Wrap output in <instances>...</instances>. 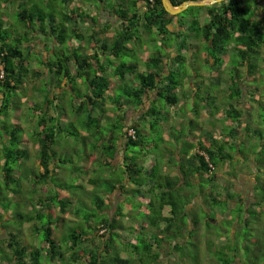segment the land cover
I'll return each instance as SVG.
<instances>
[{
    "label": "trees",
    "instance_id": "obj_1",
    "mask_svg": "<svg viewBox=\"0 0 264 264\" xmlns=\"http://www.w3.org/2000/svg\"><path fill=\"white\" fill-rule=\"evenodd\" d=\"M6 1H1L4 8ZM69 1L18 0L16 15L20 24L27 29L24 34L32 35L27 37L23 34L26 47L37 43L38 36H33L37 32L52 35L58 45L57 49L52 47V51H47L42 57L34 55L38 62L37 69L26 67L30 59L21 50L18 38L16 42L8 44L7 37L0 34V63L3 71L0 78V109L10 103L6 99L5 92L14 90L19 83L22 85L21 74H25L29 69L36 79L45 78L50 89V93H47L41 102H29L33 111V117L29 116V118L36 123V128L33 130L35 137H23L19 133L20 125L8 126L5 119L0 120V200L3 197L6 201L7 199L10 201L8 197L10 196L11 198L20 197L23 202L20 208L17 202L13 204L14 207H9L6 203L2 205L6 215L3 220L0 217V225L4 226H0V232H2L0 264H41V258L46 261L45 264H183L182 259L185 255L191 258L192 263L197 264L198 251L186 252L184 239L192 241L190 237L195 238L202 233L208 234V224H202L194 216L192 218L188 216L186 219L187 211H184V208L180 209V205L188 207L191 201L183 198L185 201L182 202L181 194L175 197L171 195L174 191L180 192L186 183L190 188L192 185L200 186L205 181L206 184L210 183L206 194L214 203L219 204L222 200L226 201L228 197L232 198L234 193L231 187L234 186L235 181H238L240 173L235 171V166H229V162L232 158L237 159L238 154H241L238 151V144L245 143L246 136L248 138L251 135L259 136L260 140L264 138V128L260 129L258 125L261 122V114L255 107L256 111L251 114L253 104L250 103L251 99L254 105L264 103V95L258 96L257 99L251 97V91H249L250 94L248 93L251 85L242 87L237 73L239 67L244 65L245 79L250 77L257 79L260 76L264 81V77L258 73L260 66L252 62V56L257 55L260 49L264 53V0H220L212 4L189 5L184 8L185 10L195 8L196 11L202 8L207 15L202 23L193 13L190 16L187 15L186 19L179 12L169 15L161 6L160 0H91L93 2L85 0L96 10L94 15H89L93 24L97 21L100 8L110 10L117 23L114 28V37L109 42L100 38L99 29L91 24L85 36L87 45L84 48L80 45L74 46L67 40L68 35L71 34L79 38L82 36L78 31L76 20L72 17L73 14L79 16L87 14L80 5L67 8L66 11L60 10L61 7L67 6ZM102 1L105 3L101 5ZM181 1L183 0H170L172 5H177ZM72 20L75 22L72 23ZM105 26H107L106 23L100 29H104ZM153 33L156 36L152 37ZM142 34H146L148 40L156 39L157 43L153 45L162 46L164 52H159L155 46L151 48L150 53L142 60L143 69L136 68L137 61L133 59L118 60L115 64L107 59L106 64L109 66L112 64L113 67L109 72L105 71V64L97 58L99 52H108L115 57L121 54L127 56L131 48L125 43H140ZM187 38L195 40L194 44L197 47L201 46L199 66L209 63L217 68L228 59L230 53L239 55L235 66L227 65L236 70V73L231 72L225 77L218 73L213 78L211 75L213 80L210 82L211 86L219 84L218 82L223 79L230 83L229 95L228 100L223 102L224 97L217 96L218 93L211 94L213 98H219L221 103V123L220 125L215 123L213 131L206 129L203 134L196 130L198 127L191 118L188 119L187 132H184L183 127L180 126L183 117L177 115L176 110L174 115L177 119L175 118L176 121H174L168 112L162 115L160 109L162 106L160 103L168 107H175L180 103L179 106L185 112L191 110L198 115L200 114L199 107L196 105L198 101L204 105L203 115L218 117L216 114L218 105L214 102L210 105L212 98L208 101L209 94L206 89L211 86L202 84L200 75L196 72L197 66H190V70L195 72L188 74L184 68L188 65L184 61V56L177 51L174 55L168 53L167 46L171 39L175 40L174 46L180 49L182 45L188 48L190 43L185 44ZM46 46L45 49L48 50L50 47ZM168 59L170 63L165 62L164 67L163 61ZM175 72L177 74H174ZM112 75H115L117 80H113ZM186 76H193L195 80L187 90H184L182 85ZM77 79L83 87L76 85ZM132 80L136 83H130ZM54 88H60L58 95L53 93ZM201 88L204 90L200 94ZM259 88L264 89V85H259L257 90ZM73 91L74 97L67 95ZM241 98L246 99L248 104L245 114L249 117L244 122L242 121L244 110L238 105ZM230 101H233L235 107ZM104 102L109 103L108 107L103 106ZM64 107L69 108L74 117L80 118V124L85 129L84 133H80L73 126L71 131H68L67 126L74 121L73 119L66 122L60 121L59 117L65 113ZM127 107H132L136 111L135 115L130 114L128 122L125 121ZM93 109H99L101 112L94 114L90 112ZM107 109L113 112L118 111L116 113L118 119L112 121L110 118L115 115L107 114ZM83 111L87 112L82 117L80 113ZM254 116L258 117V121L255 122L257 127L249 126V118ZM216 117L214 119H220V116L219 119ZM101 119L105 120L102 128H105V125L109 128L106 135L100 131L99 120ZM115 121L121 123L118 134L114 132ZM212 121L216 122V120ZM164 123H167V129H164ZM176 123L180 127H176ZM261 123L264 124V122ZM157 125L163 128L161 133H154ZM171 128L176 130L174 133L178 136L169 141L165 135ZM128 129L132 130V135L128 134ZM60 133L71 134L75 140H81L83 144L81 152L78 151L80 157L74 166H68L72 155H67V151L61 152V148L57 150L52 147ZM154 134H157L156 139ZM30 141L35 142L37 148L35 152L37 166L33 163L35 169L26 163L31 155L26 148ZM233 142L237 145L234 155L229 148ZM88 143L92 149H95L93 152L86 151L85 147ZM118 145H120L119 148ZM130 146H136L133 152L140 154L138 161L127 151ZM257 150L259 151V148ZM115 152H118L120 160L113 165L111 160ZM167 153L168 156H166ZM147 154H150L148 156L150 163L145 162ZM242 158L246 159V155ZM86 160L87 163L84 164ZM261 160H264V157ZM159 161H172L170 167L173 172L170 171L168 174L157 171ZM223 164L226 170L222 173H228L229 180L226 182L218 179L219 173L212 171L214 167L221 168ZM104 166H109L110 169L121 168L122 178L119 182L115 179L105 185L104 191L109 192L106 203L98 195L89 199L90 203L93 201L96 207L92 211L82 212V204L73 206L76 202L74 204H72L73 201L69 202V197L63 196L64 191L60 188L61 186H53L50 180V177L58 173L61 168L71 167L74 171V167L80 169L77 173L79 176L87 174V170L91 171L92 175L86 179L95 184L99 181L96 178L102 180L101 172L98 171L100 172L98 173L97 170ZM94 173H97L96 177H93ZM247 176L246 179L249 180L247 187L251 193V199L245 205L240 197L241 194L237 196L245 212L255 203L256 197L253 191L258 190L257 186L253 188L250 186L252 182H255L253 176L251 174ZM61 181L63 179L59 178L58 182L61 183ZM127 181L135 184L136 187L125 189L124 184ZM70 184L74 183H67V186L70 187ZM47 185L52 187L50 191L54 194L45 191ZM142 185L146 187H142L140 192L141 189L138 186ZM116 192L119 195L124 192L126 196L132 193L133 197L136 195L135 199L139 203L138 194L140 193L139 196L144 198L142 201L143 207H146L144 209H141V204L132 203L141 214L127 216V220L134 221V225L126 226L125 230L121 223L123 216L121 206L115 202L112 212L107 211L110 204L114 202ZM124 198L128 199V197ZM25 205L26 208H24ZM128 205L131 204L127 203ZM164 205L167 206L168 215L161 213ZM207 207L208 205L203 206L206 222L210 220L207 216ZM3 212H0V216ZM139 217L140 222L137 219ZM10 218L20 220V225L16 228L10 224L7 226L5 222L7 223ZM225 220L230 221V218ZM231 221H233V232L234 228L240 226L238 216L234 214ZM200 223L204 228L201 234L197 231V224ZM243 224L247 225L246 216ZM60 229L63 233H60ZM183 229L184 235H182ZM134 231L136 234L133 236ZM24 232L31 236L33 234L34 237L41 232L42 238L39 240L41 244L35 240L22 242L20 237ZM170 239L172 243L169 242ZM237 239L236 236L235 244L243 245L242 242L239 244ZM252 239L251 242L248 239L249 248L246 241L244 243L246 252L249 249L255 251L248 263L259 264L260 260H256V255L257 251L264 249V227H260L256 237ZM165 247L166 252H159V248ZM120 251H125L126 255L121 256ZM232 253L231 259L225 258L221 264H248L245 261L241 262V258L236 255V250L233 249ZM163 255L165 258L162 263L159 257ZM251 255L252 252L249 251L248 256Z\"/></svg>",
    "mask_w": 264,
    "mask_h": 264
},
{
    "label": "rangeland",
    "instance_id": "obj_2",
    "mask_svg": "<svg viewBox=\"0 0 264 264\" xmlns=\"http://www.w3.org/2000/svg\"><path fill=\"white\" fill-rule=\"evenodd\" d=\"M2 0H0V34L2 36H6L7 37V41L8 44H12L14 42H16V38H18V44L21 47V50L24 51V55L26 54V57L28 59H35L34 58V54H37V50L33 49L32 46L29 44L26 47V40L24 39V32L27 31L26 27H24L23 25L20 24V20L18 19L16 13H17V8L16 5L19 3L18 0H7L6 1V7L4 8V4L1 3ZM17 1V2H16ZM91 1V0H90ZM93 2V1H91ZM59 7V6H58ZM66 7H61L60 10L62 11H66ZM195 14L197 15V17L199 18V22L203 21L206 17H205V11L201 8L200 10L196 11L195 8H191V9H184L181 10L179 12V14L183 15V17L186 19L188 17H186L187 15L190 16L191 14ZM107 28L105 29L106 31L104 32L106 35V37H110L111 35L109 34V32L113 31V27L114 24L108 25L106 26ZM45 28H46V24H45ZM81 32L83 33L82 35L85 37L88 34V31L86 29L81 30ZM25 36L29 37L32 35L24 34ZM33 36H38L41 38V41L45 42L47 41L49 43V45L54 46V49L58 47V45H55V43L50 39L52 37V35L50 34H44L42 32H37L36 35ZM156 36L154 33L152 34V37ZM108 40V39H107ZM85 42V39H84ZM155 42L157 43V40L155 39V41H153V39L150 40L149 42V47L153 48L155 45ZM185 44H186V40H185ZM159 52H164L163 47L156 45L155 46ZM180 49H186V46L182 45L180 47ZM35 50V51H34ZM133 53L137 54V52L135 51H131L129 55H124L121 54L119 57H115L113 55H111L109 57L110 61H112L114 64L118 61V60H136V57L134 55H132ZM188 58V56L186 57ZM239 55L235 54L228 56V59L222 62V65L220 67H217L215 65H210L209 63H205L202 64L200 66L197 67L196 72L200 75L199 79L202 80V84L203 85H208L211 86L210 82H213L212 78L214 75L220 73L221 75H223L225 77V75L229 76V74L231 72H235L236 70L232 69L231 67L229 68L227 65L229 66H235V62L238 60ZM264 53L263 50L260 49L259 53L257 55L252 56V62H254L255 64H257L259 67V74L264 77ZM255 59V60H254ZM29 60V61H30ZM193 61H195V59H192ZM192 61V62H193ZM139 67L144 68L143 65H141V63L139 61H137ZM228 63V64H227ZM33 61L29 62V64H26V67L28 68H34L35 66H33ZM111 69L113 67L112 64H110L109 66ZM184 68L186 69V71L191 72L192 70H190V66H184ZM217 70V71H216ZM238 76H239V83L243 86L249 84L251 85V89L248 90L251 91L250 96L251 97H255L256 99L258 98V96H263L264 95V89L263 88H259L257 90V87L260 85L262 86V84L264 85V81L261 80L262 78L260 76H258L257 79H254L252 77H250L249 79H245V75H246V68L244 67V65L242 67H239V70L237 71ZM174 74H177L176 72ZM212 75V78H211ZM221 75H219L221 77ZM115 78V77H114ZM22 85H19L14 89V90H10L8 92H5V96L7 97L6 99H8V102H10L8 105H6L5 108L0 109V120L5 119V122L8 126L10 125H14L16 126V124L20 125L19 127V133L20 135L22 134L23 137L27 136V137H35V134L33 133V130L36 128V125H34L35 123L33 122V120L31 118H29V116H32V106H30L31 102H41L43 100L44 97L47 96V93H50V89L48 88L47 82L45 81V78H35L32 74H31V69H29L25 74H21V79H20ZM238 81V80H237ZM130 83L135 84L136 81L132 80L130 81ZM237 84V83H236ZM76 85H79L81 87H83V84L81 83H77ZM218 85V84H217ZM217 85H213L210 88L206 89L207 94H209V98L208 101L211 100V98L213 99V101L210 103V105L214 102L215 105H218L221 107V103H219V98L215 99L212 97L211 94L214 93H218L217 96H220L221 98L224 97L223 102H226L228 100V95H229V89L228 87H230V83L227 82V80L224 81L221 80L219 86ZM241 89V87H239ZM66 89L69 88L67 87ZM184 90H187L186 87L183 88ZM202 89V90H201ZM199 89V92L201 94V92L204 90L203 88ZM118 91V89H117ZM116 91V92H117ZM242 92V91H241ZM119 93V92H118ZM245 94H248L246 92H244ZM120 94V93H119ZM70 95L71 97H74L75 93L73 91V93L67 94ZM66 95V96H67ZM240 95V94H239ZM250 97V98H251ZM252 100V99H251ZM250 100V102H251ZM30 102V103H29ZM232 102L231 105H233V107H235L233 101H230V103ZM180 105V103H178ZM251 104H253V110L252 111H256L255 108L258 109L259 113L261 114L260 116V121L264 122V103H258L257 105H254L253 102H251ZM108 103H103L104 107H108ZM160 109H161V114L165 115V112L171 113L170 115H173L172 113H175L179 116L183 117V120L181 121L180 126L183 127L182 129L184 130V132H187V126H188V119L191 118L193 123H196V126L198 127L196 129L195 126H192L193 129L195 128L197 131L201 132L202 134L206 131V129H208L207 131H213L215 127H213L215 125V123L219 124L221 123V118L219 120L214 119L211 117V115H203V113H205L202 108H204V105H201V102L198 103V101H196V105H198V110H200V114H194L193 111H187L185 112L184 109L182 107L175 106V107H168L166 104H162L160 103ZM208 105V106H210ZM157 107H159L158 105H156ZM85 107H87V104H85ZM175 108V109H174ZM65 113L66 116L71 120L73 119V122H70L71 124L67 126L68 131H71L72 126L75 127V129H78V131L80 133H84V128L83 126H81L80 124V118L79 117H74L73 113L69 110V108H65ZM85 112L87 111H83L80 113V115L83 117V115H85ZM94 114L96 113H100L101 110L99 109H93L92 111H90ZM115 112V113H114ZM114 112L112 110L107 109V114L110 113L111 116H114L112 118H110L112 121L113 120H117V112L116 110H114ZM210 112V111H209ZM114 113V114H113ZM211 113V112H210ZM129 115L130 112L127 111V116H126V122H128L129 120ZM33 117V116H32ZM175 115H173V119L174 121H176L175 119ZM258 117H253L251 118V124H249V126H254L257 127V124L253 123L255 120H257ZM212 120H216V122L212 121ZM174 121H170V122H174ZM258 124L260 126V129L264 128V124L261 123ZM99 124H100V131L102 132L103 135H106L107 132L109 131L108 126L105 125V128H102V125L105 124V120L101 119L99 120ZM115 128H114V132L116 134H118L120 132V121H115ZM170 124V123H168ZM141 125V123H140ZM159 125V124H158ZM156 126V129L154 131V133H161L163 128L161 126ZM223 125H225V122H223ZM178 125V123H176V127H180ZM160 129H159V128ZM167 123H164V129H167ZM184 127L186 129H184ZM225 128H227L225 126ZM264 130V129H263ZM73 131V130H72ZM99 131V132H100ZM174 131H176L175 129L173 130L171 128V130L168 129V132H166V139L171 141L172 138H177V134L174 133ZM193 131V130H192ZM264 132V131H263ZM157 134H154V139H156ZM150 136V135H149ZM148 136V137H149ZM151 137V136H150ZM149 137V138H150ZM181 138V137H180ZM57 142L54 143V145L52 146L55 149H59L61 148V152H66L67 155H72V159L71 161L68 163V166H74L76 165V161L78 160V158L80 157V153L82 148H83V144L81 143V140H75L73 138V136L71 134L65 133L62 134L60 133L59 138L56 140ZM117 141V140H116ZM245 143H241L238 144L239 146V150L241 154H238L237 159L232 158V161L229 162V166L233 165L235 166V171L239 172L240 174L245 171L247 173H242V174H251L254 178L255 182L251 183V187L253 188V186H257L258 190L257 191H253L254 196L256 197V201L255 203L252 205L251 209H249L248 211L245 212V208L244 206L241 207V205L238 202L237 196L240 195V197H242V200L244 201V204L246 205L250 199H251V195L247 192L248 187L247 184H249V180L245 179L242 180L241 178L238 179V181L234 182V186L231 187V191H233V195L231 196L232 198L228 197V199L226 201L222 200L219 204L214 203V201H212L211 198H209L208 194H206L208 187L210 186V183L206 184L205 181H203L201 183V185L196 186V185H192L190 188L187 185H183V188L180 190V192H176L174 191L173 194L171 196L175 197L176 195H182L181 196V201H185L184 199H189V201H191V203L189 202L188 204H190V206L185 207L183 205H180V209H183L184 211H187V215L185 216V218L187 219L188 216L192 218V216H194L195 218H197V220L199 219V221L202 224L207 223L208 224V234L206 233H202L201 234V230H203V226L202 224H197V231L200 232V236L198 237H190L192 239V241L189 239H184V246H185V250L186 252L188 251H198L199 258H197V264H221L222 260L227 258L228 260L231 259L232 256V250H236L237 253V257L241 258V262L243 263L245 261V263H248L249 258L253 257V254L255 253L254 250H247L244 248V243L246 241V243L249 241L251 242V240H253L252 238L256 237V234L258 233L260 227H264V160H261L262 157H264V138L263 139H259V136L256 137L255 135H251V137H247L245 138ZM256 142V143H255ZM258 142V143H257ZM117 143V142H116ZM23 145V144H22ZM245 145V146H244ZM88 146V147H87ZM87 146L85 147L87 152H93L95 149H92L90 144L88 143ZM237 145L234 144V142L232 143V145L229 147L231 150L230 152L232 153V155H234V151H236V147ZM120 147V145H118V148ZM261 147V148H260ZM26 148L29 150V159L27 160V164L30 165V167H33V163L35 166H37L36 163V157H35V152L37 151L35 142H29V144H27ZM259 148V151L257 150ZM134 150H136V146H130L129 148H127V151L129 152V154H132L134 156V158L136 159V161L139 160L140 154L139 153H135L133 152ZM130 151H132V153H130ZM60 153V152H58ZM244 155H246V159H243L242 157ZM33 156L35 158H33ZM163 156V155H162ZM162 156L160 157V159L162 160ZM166 156H168V153L166 154ZM239 158V159H238ZM150 158H146L145 162L148 163ZM118 160H120V158L118 157V152H115L113 155V159L111 160V163L113 165L116 164V162H118ZM172 161H159L158 165H157V171L163 173V172H167L168 174H170L171 171V164ZM217 162V161H216ZM84 164L87 163V160L83 162ZM218 164V162H217ZM103 167V166H102ZM99 168L97 170L100 171L98 173H100V176L102 177L100 180V178H96L97 183L95 182V184L91 183L92 181H88L86 179V177H88L89 175H92L89 170H87V174H84L82 176H79L77 173L78 171H80V169L78 170L77 168L74 171L72 170V168L70 167L69 169L66 167L61 168L58 173H55L53 176L50 177L51 183L53 184V186L56 187H60L63 189V196L65 197L66 195L69 197L68 200L69 202L73 201L72 204L75 203L76 206L78 204H82L81 206V211L82 212H88V211H92L94 210L95 204L93 205V201H89V199H93V196L98 195L101 197V199L104 201V203L107 202L108 196H109V192H107L106 190L104 191V189L106 188V184H108L109 181L111 180H115L117 182H119V179L122 178V173L121 172V168H117V169H110L109 166H104V168ZM34 168V167H33ZM38 168V167H37ZM95 168V167H94ZM35 169V168H34ZM224 170H226V166L223 164L221 165V168L219 167H214V169L212 170L214 173H219V175L217 177H219L218 179L222 180L223 182L226 180H229L228 177V173L226 174L224 172V174L222 173ZM97 173H94L93 177H96ZM239 174V175H240ZM221 177V178H220ZM59 178L63 179V181L58 182ZM88 181V182H87ZM95 181V180H94ZM221 181V182H222ZM252 181V179H251ZM67 183H74V184H70V187L67 186ZM263 186V188H261ZM95 187V188H94ZM126 187H136L135 184L130 183L129 181H127L124 184V188L126 189ZM142 187L145 188L146 185H142L141 187L138 186L140 190V192H142ZM260 188V189H259ZM52 189V187L50 185H47L45 187V191L50 193V190ZM59 189V188H58ZM238 192V193H237ZM241 192V193H240ZM240 193V194H239ZM54 194V193H53ZM52 194V195H53ZM140 194V193H139ZM138 194V198L140 199V203L138 201H136L135 197L136 195L133 197L132 193L128 194V196H126L124 194V192L122 194H118L117 192L114 194V202L113 204H110V208L107 210L109 213L112 212V208L114 203H118L121 206V212L123 213V216L121 217V223L124 226V230L126 228V226L134 225V221L130 222L128 221L126 218L127 216H131L132 214H136L137 216H139V214H141L140 211H137L134 206L132 205V203H139L142 205L141 209L146 208L145 206L143 207V202L144 198H141L142 196H139ZM239 194V195H238ZM184 195V196H183ZM36 196V195H35ZM10 198V201L5 200V198L1 197L0 200V212H3L2 209V205L4 203L8 204L9 207H14L13 204L14 203H18L19 208L21 207V205L23 206V202L22 199L20 197H15V198H11L10 196H8ZM122 197V198H121ZM124 197H128V199L124 198ZM184 198V199H183ZM202 199V201H201ZM132 200V201H131ZM102 201V202H103ZM128 201V202H127ZM131 204L127 206V203ZM226 202V204H225ZM243 204V205H244ZM204 205H208V213L207 216H209L210 220L206 222V218L204 217V212H203V206ZM27 206L25 205L24 208H26ZM106 207V206H104ZM24 210V209H22ZM254 211V212H253ZM80 212V211H79ZM258 212V213H256ZM161 213L163 215H168V211H167V206L164 205L161 209ZM234 214L236 216H238V220H239V228H234L233 232H232V225H233V221L232 218H234ZM247 214V215H246ZM5 213L3 212L2 215L0 216L1 219H5ZM196 215V216H195ZM246 216V221H247V225L244 226L243 222H244V218ZM10 217V215H9ZM45 217V216H44ZM230 218V221H226L225 219ZM45 219V218H43ZM140 222V217L137 218ZM39 223V222H38ZM5 224L8 226V224L12 225L14 228H16V226L20 225V220H16L15 218H10L7 223L5 222ZM186 225V224H185ZM184 225V227H185ZM3 226V225H0ZM4 227V226H3ZM203 228V229H202ZM60 233H63V230L60 229L59 230ZM184 233V229L182 230V235ZM136 234V232L134 231L133 236ZM0 235H2V232H0ZM20 236V234H19ZM237 236V240H239V244H241V242L243 243V245H237L234 242V238ZM18 237V236H17ZM232 237V239H231ZM22 238V242H33L34 240L38 243L41 244L39 242V240L42 238L41 236V232H38V234L34 235L32 234L29 235L28 233H25L20 237V239ZM132 239V238H131ZM133 240V239H132ZM172 239L169 240L170 243ZM182 241V240H180ZM190 241V242H189ZM230 244V246L228 247V245ZM248 244V243H247ZM222 247H226L225 249H219ZM247 248H249V244L247 246ZM167 248L165 247L164 249L159 248V252H166ZM251 251L252 255L248 256V252ZM257 255H256V260H260L259 264H264V249H262L261 251H257ZM121 256L126 255L125 251H120L119 253ZM160 262L163 263V260L165 258V256H160ZM45 260L43 258H41V264H45ZM182 263L183 264H196V263H192L191 262V258H189L188 255H185L182 259ZM250 264V263H248Z\"/></svg>",
    "mask_w": 264,
    "mask_h": 264
},
{
    "label": "crops",
    "instance_id": "obj_3",
    "mask_svg": "<svg viewBox=\"0 0 264 264\" xmlns=\"http://www.w3.org/2000/svg\"><path fill=\"white\" fill-rule=\"evenodd\" d=\"M105 3V1H102L101 2V5L102 4H104ZM80 5V7L83 9V11L85 12V13H87L86 15H82V16H79V15H75V14H73V19H75L76 20V22H75V20H72V23H76V25H77V28H78V31H79V33L80 34H83L82 32H81V30H83V29H86L88 32H89V26L92 24V25H94V28H97V29H99V37L100 38H102V39H104V40H106L107 42H109V40L111 39V38H113L114 37V34H115V31H114V28H115V25H116V23H117V20L115 19V17L113 16V14H112V12L110 11V10H107L106 8H100L99 9V11H98V14H97V21L93 24V22H92V20H91V18H89V15H94L95 14V12H96V10H94V6H92V5H90V4H88V2L87 1H85V0H70L69 1V3H68V5L67 6H65L66 8H74L75 6H79ZM100 5V6H101ZM103 7V6H102ZM205 17H207V15H206V13H205ZM198 18V17H197ZM199 19V18H198ZM206 19V18H205ZM204 19V20H205ZM203 20V21H204ZM74 21V22H73ZM203 21H200V23H202ZM111 22H112V24H114V27H113V31H111V32H109V34L111 35L109 38L108 37H106L105 35V29L107 28L106 26L104 27V29H100L101 28V26L103 27V24L104 23H106L107 24V26L108 25H111ZM141 35V34H140ZM54 43H55V45H56V42H55V39L53 38V37H51L50 38ZM84 39H85V37L82 35L80 38L79 37H77V36H74L73 34H71V35H68V37H67V40L71 43V44H73L74 46H81L82 48H84L87 44H85V42H84ZM108 39V40H107ZM36 41H37V43L34 45V46H32V48L33 49H36L37 50V54H34V55H38V56H40V57H42L47 51H52V47H54V46H51V45H49V43L47 42V43H45V42H41V38L40 37H38L37 39H36ZM174 41L175 40H170L169 41V46H167L168 48H167V50H168V53H170V55H174V53L177 51L178 53H180L181 55H183L184 56V61H185V63H187L188 64V66H192V65H196L197 67L199 66V64H200V55L202 54V49H201V46L200 47H197V45H195L194 44V42H195V40L193 41L191 38H187V43H190L189 45H188V48L186 47V49H177L175 46H174ZM149 42H150V40H148V38H147V35L146 34H142V40L140 41V43H137V44H133V43H130V42H126L125 44H126V46H128V47H130L131 48V51H135V52H137V54H135V53H133L132 55H134L135 57H136V61H139L140 63H141V65H143V63H142V60L150 53V51H151V48L149 47ZM46 45H48L50 48H48V50H46L45 48L47 47ZM54 49V48H53ZM35 51V50H34ZM111 55H110V53H108V52H104V53H101V51L99 52V54H98V56H97V58L102 62V63H104L105 64V71H107V72H109L110 71V67H109V65H107L106 64V62H107V59H109V57H110ZM188 56V58H186ZM195 59V61L194 62H192V60L191 59ZM164 59V58H163ZM110 60V59H109ZM33 61V66H35L34 67V69H37L38 68V62L36 61V59H31L29 62H32ZM169 61V63H170V60L168 59V60H165V61H163L164 62V67H165V62H168ZM95 62V61H94ZM137 63V62H136ZM170 65V64H169ZM144 66V65H143ZM169 67H172V66H169ZM136 68H138V69H143V68H141V67H139V65H138V63L136 64ZM194 72L195 71H193L192 70V73L194 74ZM115 77V78H114ZM111 78L113 79V80H117V77L115 76V75H112L111 76ZM193 80H195L194 79V77L193 76H186L185 78H184V83H183V85H182V88H184V87H186V89H188L189 88V85L193 82ZM77 81V83H80V80L79 79H77L76 80ZM217 82V81H216ZM220 82H221V80L218 82L219 84H220ZM219 84H218V86H219ZM193 85V84H192ZM59 89L60 88H54L53 89V93L55 94V95H58V91H59ZM76 100H78V98H76ZM188 100V99H187ZM53 101H56V100H54L53 99ZM104 103H106V102H104ZM251 103V102H250ZM109 104V103H108ZM244 111H243V115H244V118L242 119V121L244 122V121H246V118L247 117H249L248 115H246L245 113V111L247 110V107H248V104L246 103V99H244V98H241V100H240V102H239V104H238ZM216 109H218L217 110V112H216V114H218V117H216V115H215V117L216 118H219V116H220V118H221V114H222V108L220 107V106H217V108ZM127 111H129L130 112V114L132 115V113L135 115V113H136V111L132 108V107H127V109H126V116H127ZM221 113V114H220ZM254 113V111H252L251 112V114H253ZM169 114H171V113H169ZM173 115H174V113H172ZM173 115H171V117H173ZM126 116H125V118H126ZM129 117H130V115H129ZM212 118H215V117H213V116H211ZM59 119H60V121H62V122H66V121H68L69 120V118L66 116V114L65 113H63L60 117H59ZM130 119V118H129ZM258 120H255L253 123L255 124V122H257ZM249 122H250V124L252 123L251 122V118H249ZM34 125H36V123L34 124ZM148 156H150V154H147V158H148ZM148 163H150V160H149V162ZM41 169V168H40ZM171 172H173V171H171ZM246 177H248L247 175H245V174H240V175H238V178H241L242 180H245L246 179ZM247 192L251 195V193H250V191L249 190H247ZM241 193V192H240ZM242 194V193H241Z\"/></svg>",
    "mask_w": 264,
    "mask_h": 264
},
{
    "label": "water",
    "instance_id": "obj_4",
    "mask_svg": "<svg viewBox=\"0 0 264 264\" xmlns=\"http://www.w3.org/2000/svg\"><path fill=\"white\" fill-rule=\"evenodd\" d=\"M220 0H183L177 5H172L170 0H160L161 6L163 9L169 13V15H173L177 12H180L185 7L189 5H206V4H212L214 2H218Z\"/></svg>",
    "mask_w": 264,
    "mask_h": 264
},
{
    "label": "built area",
    "instance_id": "obj_5",
    "mask_svg": "<svg viewBox=\"0 0 264 264\" xmlns=\"http://www.w3.org/2000/svg\"><path fill=\"white\" fill-rule=\"evenodd\" d=\"M3 75V71H2V66H1V63H0V78L2 77ZM128 134H131L132 135V130L131 129H128Z\"/></svg>",
    "mask_w": 264,
    "mask_h": 264
},
{
    "label": "clouds",
    "instance_id": "obj_6",
    "mask_svg": "<svg viewBox=\"0 0 264 264\" xmlns=\"http://www.w3.org/2000/svg\"><path fill=\"white\" fill-rule=\"evenodd\" d=\"M175 6V5H174ZM186 42H187V40H186ZM1 66H2V64H1ZM49 77V76H48ZM66 114V113H65Z\"/></svg>",
    "mask_w": 264,
    "mask_h": 264
}]
</instances>
